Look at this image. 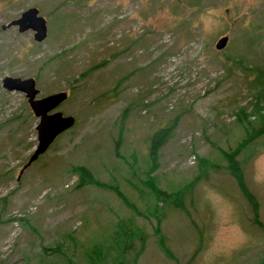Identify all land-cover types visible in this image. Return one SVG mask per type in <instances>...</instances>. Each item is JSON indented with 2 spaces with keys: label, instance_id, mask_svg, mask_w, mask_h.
I'll return each instance as SVG.
<instances>
[{
  "label": "rangeland",
  "instance_id": "obj_1",
  "mask_svg": "<svg viewBox=\"0 0 264 264\" xmlns=\"http://www.w3.org/2000/svg\"><path fill=\"white\" fill-rule=\"evenodd\" d=\"M176 4L0 0V264L264 261V0ZM32 7L45 41L1 29ZM5 76L66 92L75 118L20 176L38 119ZM80 167L100 186L78 187Z\"/></svg>",
  "mask_w": 264,
  "mask_h": 264
},
{
  "label": "water",
  "instance_id": "obj_2",
  "mask_svg": "<svg viewBox=\"0 0 264 264\" xmlns=\"http://www.w3.org/2000/svg\"><path fill=\"white\" fill-rule=\"evenodd\" d=\"M10 28H16L20 34L28 31L33 32V40L36 43H42L48 35L47 22L35 7L25 10L18 18L1 27L2 30ZM227 42L228 38L224 36L217 41L215 48L220 50L225 47ZM2 86L9 92L24 94L33 116L38 119L35 126L37 146L20 170V176L25 169L48 150L61 134L74 127L75 118L63 115L62 112L58 111V108L68 98V94L64 91L37 98L39 90L33 78L10 76L3 78ZM260 264H264V261Z\"/></svg>",
  "mask_w": 264,
  "mask_h": 264
},
{
  "label": "trees",
  "instance_id": "obj_3",
  "mask_svg": "<svg viewBox=\"0 0 264 264\" xmlns=\"http://www.w3.org/2000/svg\"><path fill=\"white\" fill-rule=\"evenodd\" d=\"M176 2L177 4L175 5V7L182 6L184 8H190L192 6L196 7L200 5L202 0H176ZM173 130H174L173 126L160 128L151 135L150 142H149V155L153 161H155L159 149L165 143H167V141L172 137ZM229 163H230V166H232L231 171L233 175L239 179V180L237 179L239 182H241V173L238 170L237 166L235 165L234 162H229ZM78 172H79V182L77 184L78 187H83L89 184L99 185V183L95 181L91 173L86 168L80 167L78 168ZM155 192L164 201H167L168 199H170L172 201L171 203L173 204L175 208H180V209L183 208V205H182L183 193L177 192L176 194H167L157 189H155ZM252 204L254 207H256V203L254 199L252 201Z\"/></svg>",
  "mask_w": 264,
  "mask_h": 264
}]
</instances>
